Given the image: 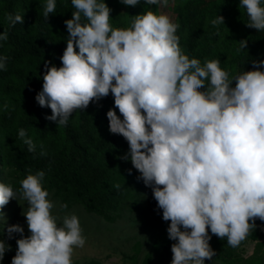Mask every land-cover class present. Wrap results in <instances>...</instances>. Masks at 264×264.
Listing matches in <instances>:
<instances>
[{"label":"clouds","instance_id":"clouds-1","mask_svg":"<svg viewBox=\"0 0 264 264\" xmlns=\"http://www.w3.org/2000/svg\"><path fill=\"white\" fill-rule=\"evenodd\" d=\"M120 2L135 7L141 0ZM144 3L166 8L169 0ZM71 4L75 11L64 21L68 37L59 58L62 66L44 63L42 90L35 96L41 108L51 110L45 119L67 126L76 110L111 93L109 132L127 141L129 151L122 159L130 160L140 174L137 179L151 188L162 219L170 221L168 238L175 241L171 264L212 260V235L239 247L256 228V219L264 222V71L258 70L264 61H252L257 70L230 79L220 60L202 66L184 54L180 25L165 14L148 10L132 16L130 27L114 28L104 0ZM239 8L246 9L247 27L264 30L261 0H240ZM55 10L56 0H47L44 19ZM6 19L12 27L24 23L20 14ZM210 23L223 24L224 17L217 15ZM7 39L6 31L0 33V40ZM247 43L239 42L240 49ZM7 59L0 57V70H6ZM18 137L30 153L36 151L25 129H19ZM44 177V171L27 175L18 191L0 183V218L10 200L28 205L23 215L30 235L24 237L20 225L6 229L9 239L13 233L22 237L11 264H72L74 249L85 246L76 214L65 215L58 226ZM7 251L10 246L0 240V261Z\"/></svg>","mask_w":264,"mask_h":264},{"label":"trees","instance_id":"trees-1","mask_svg":"<svg viewBox=\"0 0 264 264\" xmlns=\"http://www.w3.org/2000/svg\"><path fill=\"white\" fill-rule=\"evenodd\" d=\"M46 2L0 0V33H8L6 41L0 40V57L8 58L6 70H0V183L18 191L20 181L27 175L44 171L43 188L62 213L80 207L111 227L130 218L133 212L143 214L141 223L149 228V235L137 240L126 238L121 246L131 252L120 249L123 260L130 264H164L165 259L172 258L171 245L175 243L168 238L170 221L162 219L151 188L137 179L140 174L130 160L122 159L129 151L127 141L109 132L106 113L114 108L112 94L90 103L84 111L76 110L67 126L46 120L51 110L41 108L35 100L42 90L44 63L62 66L59 58L68 37L64 21L71 19L75 11L71 0H56V10L46 21ZM104 2L112 10L110 23L114 28L130 27L132 16L148 10L160 14L158 6L146 5L144 0L135 7L120 0ZM239 3L240 0H169L168 4L172 22L180 25L177 35L184 54L198 59L202 66L208 60H220V67L229 73L230 79L244 71L257 70L252 61H264V30L246 26L249 17ZM8 14L22 15L24 23L10 26ZM217 15L224 17V23L214 27L210 21ZM243 40L248 41L246 49H240L239 42ZM258 70L264 71V66ZM231 86H235V81ZM21 128L36 144L34 153L18 137ZM41 150L46 152L45 156L40 155ZM62 204H67V208L61 209ZM27 206V201L10 200L2 210L5 216L0 218V240L10 250L14 242L6 229L14 224L9 218L21 208L25 213ZM255 223L256 228L237 248L228 246L226 238L219 239L209 229V243L216 252L210 261L264 264V222L256 219ZM112 229L111 234L115 231Z\"/></svg>","mask_w":264,"mask_h":264},{"label":"rangeland","instance_id":"rangeland-1","mask_svg":"<svg viewBox=\"0 0 264 264\" xmlns=\"http://www.w3.org/2000/svg\"><path fill=\"white\" fill-rule=\"evenodd\" d=\"M168 6L166 8L158 7V10L160 14H165L171 19ZM27 208L28 206L26 207V212ZM73 213L79 218L80 226L83 229V236L86 238V243L83 248L74 249L72 264H130L124 262L123 255L120 251L121 249L122 251L131 252L130 248L126 250L124 246H121L123 241H125L126 238L137 240V238L141 239L142 236L149 235V228L141 223L143 214L137 212L131 213L130 218H123L116 226L111 227L96 214L89 213L80 207L74 211L64 213H62L57 207L52 209V215L57 217L58 226H62V220L65 215ZM23 214L24 211L21 208V210L17 211L16 215L10 217L9 220L12 221L14 225L22 226L24 228L23 235L24 237H27L30 235V232L28 231L26 218ZM112 228H115L113 234H111L113 231ZM117 233L119 234L118 237ZM20 238H22L20 234L14 233V243L9 252V256H4V259L0 261V264H11V260L17 251L16 240ZM171 260L172 258L165 259L164 264H171ZM204 264L216 263L206 260Z\"/></svg>","mask_w":264,"mask_h":264}]
</instances>
